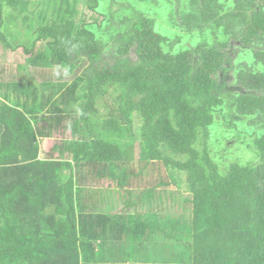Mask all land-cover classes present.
Listing matches in <instances>:
<instances>
[{
  "label": "trees",
  "instance_id": "1",
  "mask_svg": "<svg viewBox=\"0 0 264 264\" xmlns=\"http://www.w3.org/2000/svg\"><path fill=\"white\" fill-rule=\"evenodd\" d=\"M136 1L170 4L174 36L155 10L92 21L98 0H0V66L15 68L0 72V264H264V0ZM121 190L141 212L112 260L89 223L123 217Z\"/></svg>",
  "mask_w": 264,
  "mask_h": 264
},
{
  "label": "rangeland",
  "instance_id": "2",
  "mask_svg": "<svg viewBox=\"0 0 264 264\" xmlns=\"http://www.w3.org/2000/svg\"><path fill=\"white\" fill-rule=\"evenodd\" d=\"M98 1H99L100 10L97 9V13H94V14H93V12H89L90 13L89 16H92V19H93L92 21H94L97 16H100L102 18L103 17L102 14H104L106 17H114V18H117V19L120 18V17H125L128 14L131 16L133 14V12H134L133 8L134 9H138L139 8V9H142V10H144L146 12H147V9H150L152 11L155 10V11H157V13H158V10H160L158 5L156 7V6L151 5V3H148V2H145V1H136L135 2V0H134L132 4H129V5L125 6L123 9L120 8V5L125 3V2H127V0H125V1L124 0L123 1L122 0H115L118 3L114 4L112 7H109V8L107 7V5H106L104 0H98ZM115 5H118V7H115ZM167 9L170 10L171 9V5L168 4V3H164V6H163L162 10L159 11L160 14L152 13V12L151 13L156 15V16H152L154 18L156 27L158 26L161 29H163L164 32L168 35V37L171 38V37L174 36L176 30L172 26L171 17H169L168 15L165 16V14H164ZM89 13L86 12V15H88ZM82 14H83V12H80V14H79V16L77 18V21L80 22L81 20H86V16L82 15ZM97 23H99V22H97ZM106 23H107V19H103V20L100 21V23L97 26H91L90 29L93 30L95 33L97 32V30L99 28H101L104 31V29L106 27ZM109 30L111 31V29H109ZM106 31L108 32V29ZM27 35L31 37L33 34L31 32H29V31H27ZM186 39H188V37ZM112 47H113L112 45H109V49L108 50H112L113 51ZM0 51H1V49H0ZM7 53H9V54H7V56H9V57L12 56L11 62H14V63L19 62V61H23L24 57H26V55H27V54L23 53L22 49H20L18 53H14V54H12L10 52H7ZM129 57L133 58L131 60V61H133L135 59L134 53L130 52ZM14 70H15V68L13 70H10L6 64H3V65L0 66V72L6 73L7 77H10V75H13ZM33 73L36 74V77L39 78L40 77L39 74L42 73V72L37 70V71H35ZM0 98H3V97H0ZM11 100H13V99L10 97V100H8V101H11ZM97 118H100V117H97ZM97 118H95L93 120V122L94 121L97 122V123L95 122V128L97 130H100V132H101L100 128L104 127V125H103L104 117H102L100 119H97ZM95 128L93 127V123H89L86 126V129L89 130V133L91 134L92 137H98V133L95 131ZM107 130H108V127L104 128L102 130V132H106ZM70 135L71 134H70L69 130L65 129L62 132L51 136V138L47 139V141H45V143L43 144V149L44 148L45 149H49L52 146V143H59L63 138L69 139ZM233 142H234L233 140H230L228 142V145H229V147L231 149L235 150L236 148H235V145H234ZM236 152L237 151L232 152V154H234ZM131 164L136 169H138L140 162L135 159L134 160V164H133V161L131 162ZM158 164L159 165H158L157 168H159V170L163 174L166 175L164 167L160 163H158ZM88 173L89 172L85 169V167H83V166L79 167L77 169V173H76L75 179H79L80 175L83 176V175H86ZM144 178H147V176L145 175ZM80 182H86V181L81 180ZM87 182H88L87 185L88 184L89 185L92 184L93 186L101 185L102 187H104V186H108V183L110 181L106 177H103L101 179H96L95 181H93L92 179L89 178V180H87ZM145 183L146 182L140 181L139 183H135L134 186L142 187L143 185H145ZM93 186H90V187H93ZM125 189H127V187H125L123 190H125ZM123 190H121V193H122L121 195L122 196L124 195V198L128 202V204L125 206V209L122 210L123 217H125V218H133V217H135V215L140 214L141 211L139 212L138 210H136L135 209L136 206H131L132 202H130L128 200L126 192H124ZM148 191H149V189H147V188H145L143 190H134V191H132V189H131V192L133 193V198H135V200H140L141 198H143L145 200V202L148 200V196L146 194H144V193L148 192ZM158 197H159V199H158ZM154 201H155L156 204H158V205H160L162 207L166 206L168 204V193L166 192V193H162L160 195H157L156 199L153 200V202ZM172 238H174V237H172ZM112 260H114V259H112ZM135 263L136 264H140V261L136 260Z\"/></svg>",
  "mask_w": 264,
  "mask_h": 264
},
{
  "label": "crops",
  "instance_id": "3",
  "mask_svg": "<svg viewBox=\"0 0 264 264\" xmlns=\"http://www.w3.org/2000/svg\"><path fill=\"white\" fill-rule=\"evenodd\" d=\"M108 185H109V183H108ZM97 186H101V185H97ZM91 209H94V208L91 206ZM123 209H125V206L120 207V205H117L115 208L113 207L111 211L117 213V212H122ZM89 224H93L94 227H96L95 230H96V233L99 237L106 236V232H107L108 239L105 240L104 238H100V239H97V241L101 242L103 245V247H102L103 254L108 256V257H111V259H114L113 257H118V256L120 257L122 255V249L118 248V249H115L116 251L112 250L113 245H116L118 243V241H116V242L112 241L111 242L110 236L118 235V239L122 238L123 235L124 236L127 235V237L133 236V232H132V228H131L132 225L129 223V220L125 219L124 217H122V218L115 217V218L97 219V220L92 219L91 223H89ZM109 233H110V235H109ZM110 250L115 252L113 257L109 255Z\"/></svg>",
  "mask_w": 264,
  "mask_h": 264
}]
</instances>
